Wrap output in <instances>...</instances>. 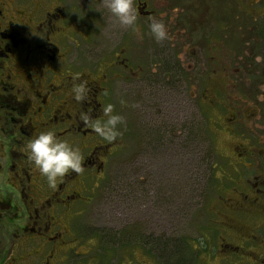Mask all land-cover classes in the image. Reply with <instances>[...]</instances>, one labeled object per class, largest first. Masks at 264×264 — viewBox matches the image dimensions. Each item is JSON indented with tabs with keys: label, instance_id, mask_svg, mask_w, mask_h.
<instances>
[{
	"label": "flooded vegetation",
	"instance_id": "af4514ba",
	"mask_svg": "<svg viewBox=\"0 0 264 264\" xmlns=\"http://www.w3.org/2000/svg\"><path fill=\"white\" fill-rule=\"evenodd\" d=\"M194 1L135 0L137 24L144 33L143 40H138L130 28L120 25L107 12L102 0H0V264H104L103 261L111 259L107 255L101 258L103 261L93 256L74 260L73 253L84 252L76 251L81 244L74 242L76 232L63 219L76 215L94 197L93 191H89L90 182L104 183L107 152L112 145L114 148L122 145L120 139L104 141L78 119L79 113L91 110L92 117H98L100 106L107 102L120 111L125 104L120 103L121 89H117L122 84V88L131 90L129 96L122 97L130 105L136 104L130 107L135 113L141 109L136 93L144 86L150 89L156 83L184 95L186 59L196 56L194 39L198 32L210 41L227 25L216 18L217 11L215 16L198 11L193 17L191 11L198 10ZM229 1L230 7L250 20L244 27L248 30L251 27L253 36L259 26L263 29L264 0ZM257 1L256 6H249ZM150 15L164 20L169 38L161 41L153 38L148 29ZM202 16L206 18L201 19ZM97 37L99 43L90 45L91 39ZM186 37L190 38V44H186ZM94 49H99L100 56L89 64L84 60ZM250 64L245 60L231 67L247 75L251 72ZM195 66L198 65H192ZM213 71H217V66H213ZM76 72L81 73L80 79L88 81L90 99L86 102H77L70 94L72 75ZM257 82L260 81L252 83ZM105 88L110 95L103 94ZM208 88L213 96L215 88L210 85ZM183 97H178L175 104L179 105ZM198 101L209 106L213 99L208 100L203 94ZM262 102L256 103L260 127L264 128ZM162 112L165 115L163 108ZM155 119L158 118L148 115L143 127L142 142L147 151L149 148L151 164ZM155 126L156 134L162 136L158 140L161 142L168 132L167 121ZM135 127L133 124L132 130ZM49 128L78 145L84 157L83 171L77 174L69 170L55 189L32 166L25 151L29 139ZM240 141L230 145L232 156L226 158L231 159L234 167L225 177L243 185L240 190L232 187L239 195L235 206L246 210L259 207L258 226L264 228V142L255 146L243 143L244 139ZM132 148L139 153L137 145ZM110 239L107 237L106 242ZM261 243L264 245V237ZM127 264H138V259L131 256Z\"/></svg>",
	"mask_w": 264,
	"mask_h": 264
},
{
	"label": "rangeland",
	"instance_id": "374dc122",
	"mask_svg": "<svg viewBox=\"0 0 264 264\" xmlns=\"http://www.w3.org/2000/svg\"><path fill=\"white\" fill-rule=\"evenodd\" d=\"M229 2L200 0L199 5V0L194 1L198 10L191 11L193 17L198 11L211 16L217 11L216 18L227 25L210 41L198 32L196 56L186 59L184 95L154 83L136 93L141 108L137 113L128 100L118 111L124 117L123 134L117 137L122 145L107 150L104 183L90 182L94 197L76 215L63 217L76 232L74 242L81 244L76 251L84 252L73 253L74 260L109 255L110 260L101 259L104 264H127L132 256L138 264H161V256L163 264H264L259 207L235 206L239 195L232 187L240 190L243 185L225 177L234 167L226 158L232 156L230 145L241 139L255 146L264 142L256 103L264 102V27L262 31L259 26L258 35L253 36L251 27H244L250 20ZM98 39H91L90 45L99 43ZM186 44H190L189 37ZM99 56V49H94L84 61L92 64ZM245 60L251 63L247 75L231 67ZM208 85L215 88L213 96ZM122 86L117 89L121 97L129 96L130 88ZM203 94L213 99L210 107L197 102ZM180 96L184 100L175 104ZM148 115L158 118L155 125L161 121L168 125L164 140L158 142L162 136L153 124L152 164L149 148L142 142ZM133 145L139 153L133 152Z\"/></svg>",
	"mask_w": 264,
	"mask_h": 264
},
{
	"label": "clouds",
	"instance_id": "9594fccd",
	"mask_svg": "<svg viewBox=\"0 0 264 264\" xmlns=\"http://www.w3.org/2000/svg\"><path fill=\"white\" fill-rule=\"evenodd\" d=\"M102 3L107 12L120 25L130 28L136 39L143 40L144 33L137 24L138 12L135 0H102ZM148 29L157 41L169 38L162 18L150 15ZM80 77V72L72 75L70 94L75 101L86 102L90 99V87L88 81L80 79ZM103 94L110 95L109 90L105 88ZM120 103L126 104L127 101L121 97ZM130 107L134 108L136 104L132 103ZM114 108L112 102H107L100 106V116L94 118L91 115V110H86L79 113L78 119L104 141L112 142L123 134L118 126L124 125L123 115L115 111ZM25 151L29 162L46 179L48 186L53 189L69 170L77 174L83 171L84 157L79 146L59 137L53 129L39 131L27 141Z\"/></svg>",
	"mask_w": 264,
	"mask_h": 264
},
{
	"label": "trees",
	"instance_id": "16d2710c",
	"mask_svg": "<svg viewBox=\"0 0 264 264\" xmlns=\"http://www.w3.org/2000/svg\"><path fill=\"white\" fill-rule=\"evenodd\" d=\"M175 250V249H174ZM176 250H179V249H176ZM159 259L161 260V264H163V260H162V258H161V256L159 257ZM178 259H179V262L181 261V258H179L178 257ZM180 264V263H179Z\"/></svg>",
	"mask_w": 264,
	"mask_h": 264
}]
</instances>
